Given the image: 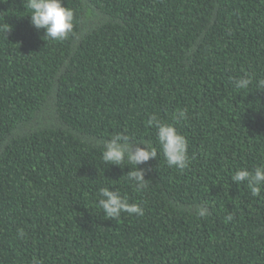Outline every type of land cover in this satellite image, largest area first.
<instances>
[{"label":"trees","instance_id":"1","mask_svg":"<svg viewBox=\"0 0 264 264\" xmlns=\"http://www.w3.org/2000/svg\"><path fill=\"white\" fill-rule=\"evenodd\" d=\"M62 6L73 32L53 41L0 0V264H264V190L231 180L264 164V0ZM152 115L186 137L187 168L167 165ZM117 132L157 148L142 191L101 159ZM101 187L144 215L109 219Z\"/></svg>","mask_w":264,"mask_h":264},{"label":"clouds","instance_id":"2","mask_svg":"<svg viewBox=\"0 0 264 264\" xmlns=\"http://www.w3.org/2000/svg\"><path fill=\"white\" fill-rule=\"evenodd\" d=\"M24 5L29 11L30 24L35 29H43L46 39L64 40L73 32L74 12L71 8L62 6V0H24ZM6 26V24H5ZM253 74L242 76L234 81L237 90H246L253 83ZM257 88L264 89V79L256 80ZM187 119V109L178 110L174 121ZM148 127L156 129V138L169 167H176L183 170L189 166L187 155L188 141L180 134L173 123L159 120L156 115L147 119ZM129 137L122 132H117L111 139L103 142L101 159L105 164L121 166L132 165L133 169L126 175L127 180L135 186L137 191L147 187L148 181L144 179L145 170L138 166L145 164L150 159L157 158V148L150 142L143 141L144 148L137 147L132 150L128 143ZM123 140V143L119 141ZM235 184L246 183L247 188L253 197L258 196L264 190V164L249 170L240 168L231 176ZM98 207L109 219H118L121 213L144 215V209L137 203H129L128 200L117 191H109L108 187L99 189ZM200 218L208 215L207 207L200 206L196 210ZM231 219V216L228 217Z\"/></svg>","mask_w":264,"mask_h":264}]
</instances>
